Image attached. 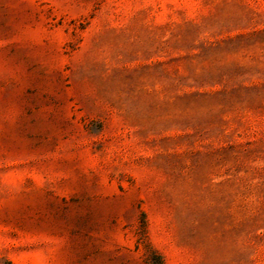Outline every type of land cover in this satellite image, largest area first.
Listing matches in <instances>:
<instances>
[{
  "label": "rangeland",
  "instance_id": "1",
  "mask_svg": "<svg viewBox=\"0 0 264 264\" xmlns=\"http://www.w3.org/2000/svg\"><path fill=\"white\" fill-rule=\"evenodd\" d=\"M0 264H264V0H0Z\"/></svg>",
  "mask_w": 264,
  "mask_h": 264
}]
</instances>
